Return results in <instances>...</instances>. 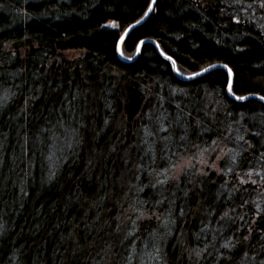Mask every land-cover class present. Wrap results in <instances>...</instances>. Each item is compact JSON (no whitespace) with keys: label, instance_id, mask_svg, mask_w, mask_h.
Listing matches in <instances>:
<instances>
[{"label":"trees","instance_id":"1","mask_svg":"<svg viewBox=\"0 0 264 264\" xmlns=\"http://www.w3.org/2000/svg\"><path fill=\"white\" fill-rule=\"evenodd\" d=\"M150 1L0 0V264H264V103L121 62ZM261 2L156 0L122 53L264 96Z\"/></svg>","mask_w":264,"mask_h":264},{"label":"water","instance_id":"2","mask_svg":"<svg viewBox=\"0 0 264 264\" xmlns=\"http://www.w3.org/2000/svg\"><path fill=\"white\" fill-rule=\"evenodd\" d=\"M149 5H152V0L150 1V4H149ZM153 6H154V5H152V7H153ZM148 7H149V6H148ZM147 11H148V8H147L146 12H147ZM150 13H151V12H150ZM150 13H149L147 16H145V15L143 14V16H142L140 19L137 20V21H140L139 23H137V21H135V22H133L132 24H130L129 26H127V28L124 30L123 34H122V35L120 36V38L118 39V42H117V45H116V55H117L118 59H119L121 62H123V63H129V62L134 61V60L139 56V54H140V48H141V46H142L143 44H145V43H150V44H153V46H154V48H155V51H156V52H157V53H158L163 59L167 60V61L170 63V65H171V70H172L174 76L176 77V79H178L179 81H181V82L191 81V80H193V79L199 78V77H201V76L207 74L208 72H210V71H212V70H215V69H222V70H225V71L227 72V74H228V83H227V85H226V90H225V91H226V95H227V97H228L229 99H231V100H235V101H237V102L245 101V100H237V99H235V97H234L233 95H231V94L228 92V84H229V81H231V84H232V81H233V75H232V72L229 73V68H228V67H227V68L224 67L225 64H213V65H215L214 68H209V66H207V67H205V68H203V69L208 68V69H209L208 72H202L203 69L200 70V71H198V72H195V73H201V75H199V76H193V73H192V74H181V73L178 71V69H177L176 62H175V64H173V61H174L173 58H172L171 60H169L168 57H170V56L167 55V54H165V53L161 50V48L159 47V45L157 44V42H156L155 40L151 39V38H144V39H141V40L138 42V44H137V46H136L135 53H134V55L131 57V59H128V58L125 57L124 55H121V53H122V50H121L122 42H123V40L125 39V37L128 35L129 31H130L132 28L141 25V24L147 19V17L150 15ZM126 33H127V35H126ZM122 37H123V40L121 39ZM141 42H143V43H141ZM236 96H237V95H236ZM244 96H245V97H248V99H255V100H258V101L264 103V100H261V99H260V96L257 95V94H247V95H244ZM248 99H246V100H248Z\"/></svg>","mask_w":264,"mask_h":264},{"label":"snow or ice","instance_id":"3","mask_svg":"<svg viewBox=\"0 0 264 264\" xmlns=\"http://www.w3.org/2000/svg\"><path fill=\"white\" fill-rule=\"evenodd\" d=\"M155 3H156V0H152V5H154ZM152 5H149V7H148V11L144 13L145 16H147L150 12L153 11V7H152ZM260 7L264 8V0H262V2L260 3ZM139 22H140V21H137V23H139ZM112 26H113V27H118V25H117L114 21L112 22ZM126 35H127V33H126ZM121 39L123 40V37H122ZM141 43H143V42H141ZM121 55H123V53H121ZM128 59H131V57H128ZM168 59L171 60L172 58H171V57H168ZM173 64H175V61H173ZM214 67H215V65H209V68H214ZM224 67L227 68V65H225ZM208 70H209V69L206 68V69H203L202 72H208ZM229 73H231V69H229ZM199 75H201V73H193V76H199ZM228 92H229L231 95H233V96L235 97V99H237V100H246V99H248V97H245V96H236L235 92H233V90H232V84H231V81H229V84H228ZM260 99H261V100H264V96H260ZM240 139H243V137H240ZM214 143H215V142H214ZM194 166H195L194 164L189 163L188 165L185 166V168H182L181 171H182V172H183V171H186L187 168H191V167H194ZM173 167H175V165H173ZM229 170H230V169H229ZM262 178H264V177H262ZM254 183H255V181H254ZM225 215H227V213H226ZM245 239H247V238H245ZM224 247H225V248H228V247H235V245H232V244H225Z\"/></svg>","mask_w":264,"mask_h":264},{"label":"rangeland","instance_id":"4","mask_svg":"<svg viewBox=\"0 0 264 264\" xmlns=\"http://www.w3.org/2000/svg\"><path fill=\"white\" fill-rule=\"evenodd\" d=\"M110 25H112V23H110ZM3 97H4V92L0 93V98H3ZM60 144H64V141L62 140V141L60 142ZM219 158H220V157L216 158V159L214 160V162L217 161ZM188 161H189V160H183V161H180V162L178 161V162L176 163L177 170H181V168H185V166L187 165ZM214 162H213L212 164H214ZM204 163H205V162H203V161L200 160V159L197 160V162H196V164H197V166H198L199 168H203V167H204ZM195 166H196V165H195ZM197 166H196V167H197ZM198 167H197V168H198ZM210 167H211V166H210ZM212 167H213V165H212ZM212 167H211V168H212ZM199 168H198V169H199ZM147 252L149 253V250H148V249H146V250L143 252V254H144V253H147Z\"/></svg>","mask_w":264,"mask_h":264}]
</instances>
